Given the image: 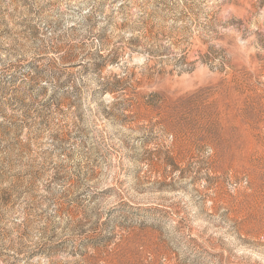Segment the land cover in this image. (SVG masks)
<instances>
[{"label": "rangeland", "instance_id": "rangeland-1", "mask_svg": "<svg viewBox=\"0 0 264 264\" xmlns=\"http://www.w3.org/2000/svg\"><path fill=\"white\" fill-rule=\"evenodd\" d=\"M0 264H264V0H0Z\"/></svg>", "mask_w": 264, "mask_h": 264}]
</instances>
